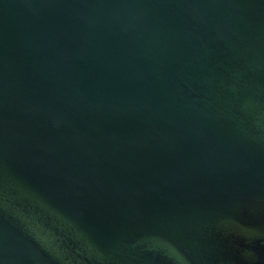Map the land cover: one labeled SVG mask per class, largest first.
<instances>
[{
    "label": "water",
    "instance_id": "1",
    "mask_svg": "<svg viewBox=\"0 0 264 264\" xmlns=\"http://www.w3.org/2000/svg\"><path fill=\"white\" fill-rule=\"evenodd\" d=\"M0 264H264V0H0Z\"/></svg>",
    "mask_w": 264,
    "mask_h": 264
}]
</instances>
